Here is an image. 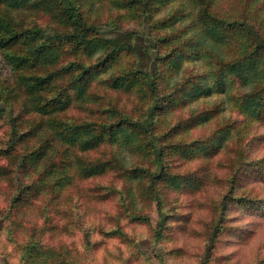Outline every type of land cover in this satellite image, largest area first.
I'll return each instance as SVG.
<instances>
[{
	"label": "rangeland",
	"instance_id": "374dc122",
	"mask_svg": "<svg viewBox=\"0 0 264 264\" xmlns=\"http://www.w3.org/2000/svg\"><path fill=\"white\" fill-rule=\"evenodd\" d=\"M112 1L95 0L92 19L108 24L121 16V27L138 35L137 44L142 45L143 50L136 56L123 55L111 69L115 73L138 70L153 75L154 58L148 50L153 46V34L163 37L166 31L153 26V18L143 25L142 19L130 17L127 10L118 9ZM191 1L159 0L155 8L156 21L163 22L180 10L181 5L192 6ZM216 3L219 12L216 21L222 23L215 24L216 35L221 38L218 51L228 55L227 61H233L241 55L246 39L239 37L240 34L237 36L239 32L227 24L234 21L251 24L264 37V0H216ZM14 15L17 22L27 28L45 29L54 25L52 15L42 8ZM192 17L197 19V16ZM189 18L180 21L187 30L192 24ZM198 23L201 24L199 19ZM182 30L176 33L181 34ZM194 31L195 28L183 34L176 47L165 48L157 64L159 72H164L168 78L182 62L174 83L178 87L187 83L180 104L173 107L167 122L157 131L164 135L173 130L165 143L182 145L186 151L184 154L173 147L166 161L167 169L178 175L179 180L178 186L166 197L168 204L164 209L168 216L160 235L156 232L160 219L153 203V208L147 205L144 210L145 215L152 217L150 227L122 218L119 222L122 235L113 236L111 233L117 229L114 221L120 220L119 196L106 191L94 192V197L104 201H84L83 207L76 208L77 218L85 221L77 229L70 224L64 227L61 223L67 219L59 215H54L52 221L44 225L40 202L25 210L9 211L8 215L14 193L20 186L13 178L0 181V264L59 263L62 257L70 264H264V104L259 107L263 113L260 117L247 116L250 88L243 86L234 75L220 76L218 56L207 54L211 50L196 41L199 33ZM105 33L115 37L108 27ZM179 50H183L177 54L181 55L179 61L170 60ZM107 76L109 74L104 75ZM13 79L6 51L0 49V83L11 84ZM92 87L96 98L91 94L89 101L75 105L67 117L76 121L97 120L91 118L92 110L112 105L135 121L147 116L148 103L137 91H114L99 83ZM173 98L180 99L177 91ZM9 138L8 123L0 120V147H6ZM124 157L127 165L134 162L147 165L141 157ZM1 163L5 166L7 160ZM7 166L8 171L16 169ZM5 178L11 179L10 176ZM92 185H101L107 190L115 186L120 190L123 182L110 173L96 179ZM215 220L220 221L219 233L210 240ZM31 238L38 240V244L30 251L27 246Z\"/></svg>",
	"mask_w": 264,
	"mask_h": 264
},
{
	"label": "trees",
	"instance_id": "16d2710c",
	"mask_svg": "<svg viewBox=\"0 0 264 264\" xmlns=\"http://www.w3.org/2000/svg\"><path fill=\"white\" fill-rule=\"evenodd\" d=\"M95 4V0H0V11H3L0 13V49L6 51V60L14 75L11 84L0 83V120L6 121L10 129L7 146L0 147V181L16 178L13 182L20 185L8 215L9 211L25 210L40 202L44 225H48L54 215H59L67 219L61 223L64 227L70 224L77 229L85 221L77 218L76 208L83 207L84 201H104L94 197V192L106 191L119 196L120 220L114 221L117 229L111 233L113 236L122 235L119 223L122 218L150 227L152 217L145 215L144 210L147 205L153 208V203L160 219L156 230L160 235L168 216L164 209L168 204L166 197L178 186L179 180L178 175L167 169L166 161L171 148L176 147L184 154L186 151L182 145L165 143L173 130L164 135L157 131L167 122L173 107L180 104L187 87V83L180 87L174 83L182 62L168 78L164 72H159L157 64L161 53L165 48L176 47L183 34L195 28L194 32L199 33L196 41L207 45L211 53L215 52L207 54L218 56L220 76L234 75L243 86L250 88L246 114L255 118L254 115L263 114L259 107L264 104V37L251 24L228 23L227 26L237 30V36L240 34L246 42L241 55L227 61L228 55L217 47L221 38L216 35L215 24L222 23L216 21L219 16L216 0H193L192 6L181 5L180 10L163 22L155 19L159 0H113L112 4L127 10L130 17L142 19L143 25L153 18V26L158 25L167 33L163 37L153 34V46L147 47L154 58L153 75L138 70L115 73L111 68L123 55L136 56L143 47L137 44L138 35L134 31L121 27V16L108 24L93 20ZM36 8L52 15V27L27 28L17 22L14 13ZM188 16L192 24L187 30L180 21ZM106 27L115 37L105 33ZM179 30L181 34L176 33ZM181 52L183 50L170 60L179 61L181 55L177 54ZM105 74L109 76L104 77ZM94 83L114 91H137L148 103L147 116L135 121L112 105L92 110L91 118L97 120L76 121L67 117L75 105L89 101L91 94L96 98L92 93ZM168 90L171 92L166 94ZM176 91L179 100L171 99ZM149 116L153 117L151 121ZM124 155L143 158L147 165L135 162L127 165ZM4 160L16 169L8 171V166L1 163ZM110 173L122 180L120 190L115 186L107 190L101 185H92L96 179ZM219 222L215 220L210 240L217 237ZM37 244L38 240L31 238L27 249L31 251ZM63 262L70 264L63 257L59 263L51 261L50 264Z\"/></svg>",
	"mask_w": 264,
	"mask_h": 264
}]
</instances>
